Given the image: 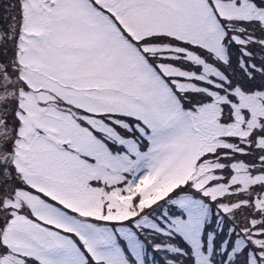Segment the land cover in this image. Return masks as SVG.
<instances>
[{"label": "snow or ice", "instance_id": "snow-or-ice-1", "mask_svg": "<svg viewBox=\"0 0 264 264\" xmlns=\"http://www.w3.org/2000/svg\"><path fill=\"white\" fill-rule=\"evenodd\" d=\"M0 264H264V0H0Z\"/></svg>", "mask_w": 264, "mask_h": 264}]
</instances>
